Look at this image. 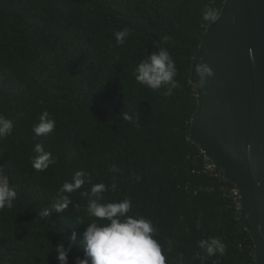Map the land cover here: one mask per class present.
<instances>
[{
    "label": "trees",
    "instance_id": "16d2710c",
    "mask_svg": "<svg viewBox=\"0 0 264 264\" xmlns=\"http://www.w3.org/2000/svg\"><path fill=\"white\" fill-rule=\"evenodd\" d=\"M224 0H0V115L13 121L0 139V167L9 175L18 199L0 211V264H60L57 245L68 248L67 264L85 258L83 237L91 223L82 191L93 184L117 183L105 202L132 200L133 215L153 221L157 239L185 264L203 254L197 241L219 237L224 256L207 264H256L254 240L232 194L234 183L205 169L206 157L190 138L197 91L191 81L195 54L209 21ZM130 29L123 45L114 32ZM172 39L164 42L163 37ZM167 48L181 87L172 96L138 84L135 66ZM56 126L35 137L43 111ZM138 118L139 127L124 119ZM36 143L56 163L32 167ZM115 164L122 173H111ZM77 170L86 182L62 211L54 205L59 187ZM135 176L142 179L137 181ZM48 209L49 215L41 216ZM75 233V241L72 237Z\"/></svg>",
    "mask_w": 264,
    "mask_h": 264
},
{
    "label": "water",
    "instance_id": "95a60500",
    "mask_svg": "<svg viewBox=\"0 0 264 264\" xmlns=\"http://www.w3.org/2000/svg\"><path fill=\"white\" fill-rule=\"evenodd\" d=\"M198 64L212 70L202 87ZM191 81L190 138L239 188L256 264H264V0H224L194 56Z\"/></svg>",
    "mask_w": 264,
    "mask_h": 264
},
{
    "label": "clouds",
    "instance_id": "9594fccd",
    "mask_svg": "<svg viewBox=\"0 0 264 264\" xmlns=\"http://www.w3.org/2000/svg\"><path fill=\"white\" fill-rule=\"evenodd\" d=\"M203 19L214 22L218 16V11L208 4L202 12ZM130 35V29L125 27L116 30L114 37L117 45H123ZM172 38L168 35L163 37L164 42ZM177 67L173 57L167 48L159 47V50L142 59L133 69L132 75L138 84L146 86L153 92L164 90L163 95L172 96L174 90L181 87L176 79ZM195 71L200 76L199 84L202 87L205 77L212 75V70L207 64H198ZM124 119L134 123L139 127L138 118L134 120L132 115L125 113ZM38 123L33 126L35 137L45 136L54 130L56 121L50 118V113L45 110L38 116ZM14 124L11 119L0 115V139L6 138L12 133ZM34 151L37 154L32 158V167L37 172L45 171L50 165L56 163L50 152L45 151L40 143H36ZM111 173H122L123 170L115 164L109 167ZM86 173L77 170L71 180H66L58 190L59 200L54 205L57 211L68 208L70 204L79 208V204H73L71 196L82 188L86 182ZM137 181L142 178L135 176ZM117 183L115 179L111 185L103 182L93 184L90 189L82 191V197H88L85 211L90 218L83 237V247L85 258H77V264H185L182 253L169 261L166 252H171V241L169 247L164 249L163 245L156 238L158 229L152 220L143 215L132 213L131 198H124L120 201L105 202L104 193L116 191ZM18 199L16 188L11 184L10 177L0 167V211L12 209ZM45 209L41 216L49 215ZM75 241V233L72 237ZM198 247L203 254L196 253L193 259H198L200 264H207L209 257L224 256L227 252V244L219 237H208L197 241ZM57 259L60 264H67L68 248L64 245H57ZM213 264H219V259L213 260Z\"/></svg>",
    "mask_w": 264,
    "mask_h": 264
},
{
    "label": "built area",
    "instance_id": "2783aa9c",
    "mask_svg": "<svg viewBox=\"0 0 264 264\" xmlns=\"http://www.w3.org/2000/svg\"><path fill=\"white\" fill-rule=\"evenodd\" d=\"M206 157V162L204 164L205 166V169L206 170H210L212 172H214L215 174H219V172L217 171V167L216 164L210 160L207 156ZM232 191V194L235 196V198L239 201V204H240V191H239V188L235 185L234 187H232L231 189Z\"/></svg>",
    "mask_w": 264,
    "mask_h": 264
}]
</instances>
